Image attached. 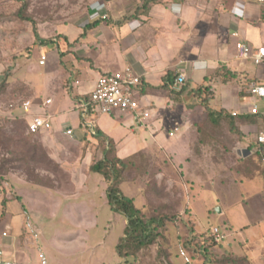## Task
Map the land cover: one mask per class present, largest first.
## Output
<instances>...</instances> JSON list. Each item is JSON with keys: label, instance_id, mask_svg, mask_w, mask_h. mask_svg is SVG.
<instances>
[{"label": "crops", "instance_id": "1", "mask_svg": "<svg viewBox=\"0 0 264 264\" xmlns=\"http://www.w3.org/2000/svg\"><path fill=\"white\" fill-rule=\"evenodd\" d=\"M102 3L105 8L101 14L106 20L86 31L85 36H82L85 25L98 19L83 27L72 26L73 36L65 33L61 37L64 44L59 40L53 44L57 47L54 61L48 63L47 57L42 65L41 58L39 63L46 68L41 81H32L31 99L53 100L49 107L39 111L51 115L52 128L33 135L40 138L38 152L39 158L44 159L43 168L35 170L32 178L14 173L8 177L12 190L9 195H15L26 220L29 217L35 222L33 228L38 233L37 239L29 236L23 224L16 227L15 232L11 217L4 219L2 225L10 229V238L2 237L4 228L0 250L4 249L10 258L35 263L40 249L51 264H60L52 256L48 241L39 235L45 224L43 220H46L40 217L44 208L52 214L64 211L85 217L76 220L80 229L77 243L81 248H87L88 230L100 227L98 210L107 209L111 213L109 221L112 218L122 221L124 230L108 249L111 250L110 259L107 262L102 259L100 264H120L122 258L117 246L125 236L128 222L112 211L107 199L108 183L92 168L104 160L108 151H112L110 157L128 163L137 158L158 159L162 163L169 159L172 165L187 167L192 162L201 161V157H195L192 147L193 127L199 122L192 124L190 120L194 116L199 118L203 109L206 110L201 99L194 95L199 86L213 87L211 110L238 114L236 126L245 142L249 143L245 136L251 132V124L259 120L253 116V120L249 119L255 100L243 92L236 81L243 85L264 83V65L249 68L251 61L242 57L245 48L255 51L264 46V4L256 0H100ZM173 5H179L181 11H173ZM237 7L242 9V16L234 11ZM90 12L93 13V9ZM126 68H131L141 78L137 90L140 109L128 114L101 116L97 122V134H88L76 109L77 104L94 90L101 75L119 73ZM221 68L236 74V81L224 83L217 77L216 72ZM181 69L185 70L187 82L180 90L175 89V94H170L167 87L163 88L164 78L168 73L177 75ZM206 77L212 80L205 83ZM220 87L224 92L228 88L233 90L237 100L235 107L221 103L219 109L211 108ZM68 129L73 130L72 136L66 134ZM250 140L254 143L253 139ZM201 144L197 148L199 152L210 145L209 142ZM38 147L32 150L36 151ZM126 184L125 181L121 184L122 192ZM123 194L126 196L125 192ZM83 197L92 200L85 204ZM12 201L7 202V212ZM21 228L26 231L24 237H21ZM107 229L106 225L105 235ZM193 239L191 236L189 241ZM228 239L234 241L235 236L231 234ZM186 244L190 248L189 243H183ZM97 248L107 249L108 243L103 240ZM180 248L184 249L183 246ZM179 252L174 259L171 258L172 262L187 264Z\"/></svg>", "mask_w": 264, "mask_h": 264}, {"label": "rangeland", "instance_id": "2", "mask_svg": "<svg viewBox=\"0 0 264 264\" xmlns=\"http://www.w3.org/2000/svg\"><path fill=\"white\" fill-rule=\"evenodd\" d=\"M23 2L32 22L18 16ZM99 4L100 0H0V84H4L0 93V236L4 228L9 229L2 225L4 219L11 217L15 232L16 227L26 226L20 202L15 200L14 194L9 195L12 190L8 177L14 173L32 178L31 174L45 165L44 159L39 158L40 138L29 135L28 122L19 106L32 98V81H41L46 69L39 63L41 58L46 57L47 61L48 57V63L55 59L57 47L46 42L61 41L59 36L65 33L73 36L72 26L83 27L96 20L97 16L90 9H96ZM251 63L249 68H258ZM236 84L246 91V85L239 81ZM211 88L210 95L213 94ZM217 93L211 103L212 109H219L221 103L227 107L237 104L233 90L228 88L224 92L220 87ZM202 112L199 118L190 119L192 124L199 122L193 127L192 141L195 157L202 159L197 164L191 161L187 167H178L169 159L164 163L158 159L129 161L130 168L123 177L127 183L123 192L134 200L145 222L157 216L167 217L168 221L158 228L160 237L154 245L141 247L139 231L124 236L121 252L128 257L121 259L120 264H174L171 258L177 256L180 246L189 254L190 264L204 261L207 264H264V171L260 155L255 154L254 143H250V139L255 141L263 124L260 120L251 124V132L245 136L249 144L240 136L238 127L236 131L231 130L227 121L214 131L208 124L207 111L203 109ZM201 142L210 145L199 152L197 148L201 147ZM35 147H38L37 152L32 150ZM242 149L254 155L244 158L237 153ZM11 199L14 201L7 212V202ZM82 200L88 204L92 199L88 201L83 197ZM98 211L100 227L88 230L87 248L77 243L80 229L76 220L84 216L64 211L52 214L47 208L41 211L40 217L46 220H43L45 224L39 235L48 241L52 256L60 264H100L102 259L105 262L110 259L111 250L108 249L122 235L123 222L114 218L109 221L111 213L107 209ZM213 229H219L224 237L219 243L211 238ZM21 230V237L26 236L25 229ZM231 234L235 236L234 241L228 239ZM191 236L199 239L193 247L189 241ZM205 236L209 240L208 251L204 254L197 249L203 246L201 238ZM103 240L108 243L104 250L97 248ZM183 243H189L190 248Z\"/></svg>", "mask_w": 264, "mask_h": 264}, {"label": "built area", "instance_id": "3", "mask_svg": "<svg viewBox=\"0 0 264 264\" xmlns=\"http://www.w3.org/2000/svg\"><path fill=\"white\" fill-rule=\"evenodd\" d=\"M260 4H264V0H256ZM105 4L93 9V15L97 16L94 19H99L102 15V10ZM241 47V45H239ZM243 59L250 60L255 66L260 67L264 65V46L257 48L255 51L245 48L242 54ZM46 57H42L41 64H45ZM187 82L185 70L178 71L177 79L173 85L174 89L180 90ZM141 78L131 69L126 68L119 73L101 75L96 83L94 90L88 97L84 98L77 104L76 109L80 112L83 120V128L85 131L95 136L97 134V122L101 116H112L113 114H128L136 112L140 109V100L137 95V90L141 86ZM246 92L249 96L254 98L255 103L250 108V114L257 116L262 122V130L257 134L254 141L256 147V154L261 155V161L264 166V83L250 82L246 85ZM53 103L52 99L34 100L28 99L20 104L24 118L28 122L27 131L31 135H36L49 131L52 128V117L49 114H42L39 111L49 107ZM238 116L237 113L233 114ZM66 134L73 135V130L68 129ZM25 229L27 233L33 235L35 239L38 238V233L34 230L33 224L28 217L26 220ZM4 239L10 238V229H6L2 233ZM211 238L216 243L224 239L219 233V229H213ZM180 256L187 264L191 263L190 257L183 248H180ZM0 264H51L40 249L38 250L37 262H28L16 257H9V254L4 250H0Z\"/></svg>", "mask_w": 264, "mask_h": 264}, {"label": "trees", "instance_id": "4", "mask_svg": "<svg viewBox=\"0 0 264 264\" xmlns=\"http://www.w3.org/2000/svg\"><path fill=\"white\" fill-rule=\"evenodd\" d=\"M27 11V5L23 2L22 8L20 12L18 13V16L21 20L32 22L31 18H29L26 14ZM103 20H106V18H103V15L95 22L89 23L85 25L84 30L85 33L82 36L86 35V31H89L91 29L96 28L99 23ZM38 37V36H36ZM62 36H59V39H61ZM58 39H51L48 40L46 43L54 44ZM216 76L220 77L221 80L224 83H228L236 78V74L231 73L230 71L225 70L224 68L219 69L216 72ZM164 86L163 88L167 87L169 89L170 94H175L174 92V83L177 79V75L167 74V76L164 78ZM212 78H205V83L211 81ZM4 87V84H0V93L2 88ZM172 87V88H170ZM176 91V90H175ZM210 93V87H207L206 85L199 86L194 90L195 97H198L201 99L203 105L205 106V109L208 113V124L212 129L215 131L217 128L221 127V123L223 121H227L229 124L231 130L236 131V118L233 115L226 114L224 111H213L209 108V104L212 101V96ZM209 94V95H208ZM256 119L257 116H254L252 114L249 115V119H252L253 117ZM253 120V119H252ZM205 143V142H202ZM262 150L264 151V147H262ZM110 153L112 151H108L104 157V160L98 162L93 168V172L101 174L106 182L108 183V189H107V199L108 203L111 206V209L113 212L120 214L123 216L128 224L125 229V236H131L133 231H139V245L141 247H148L151 245H154L157 243L159 236L158 228L164 225L165 221H168L167 217L160 218V217H153L148 222H145L142 218V212L138 208H136L134 204V200L132 198H129L125 196L120 188L121 184L124 182V175L125 172L130 168L129 163L117 158L110 157ZM260 155V154H259ZM259 162L264 170V166L261 161V155L259 157ZM199 239L195 237L193 240H190V243H196ZM207 240H209V237L204 238L203 246H199L197 249L198 252H204L207 253L208 246H207ZM124 238L121 239L119 245L117 246V251L120 258H126L128 257L127 254H122L121 252V245L124 242Z\"/></svg>", "mask_w": 264, "mask_h": 264}, {"label": "clouds", "instance_id": "5", "mask_svg": "<svg viewBox=\"0 0 264 264\" xmlns=\"http://www.w3.org/2000/svg\"><path fill=\"white\" fill-rule=\"evenodd\" d=\"M173 11H175V12L181 11L180 6L179 5H173ZM234 11L236 12V14L241 15V16L244 14L240 7L235 8Z\"/></svg>", "mask_w": 264, "mask_h": 264}, {"label": "water", "instance_id": "6", "mask_svg": "<svg viewBox=\"0 0 264 264\" xmlns=\"http://www.w3.org/2000/svg\"><path fill=\"white\" fill-rule=\"evenodd\" d=\"M239 155H243V157L247 158L249 155H251L250 150H242V152H238Z\"/></svg>", "mask_w": 264, "mask_h": 264}]
</instances>
